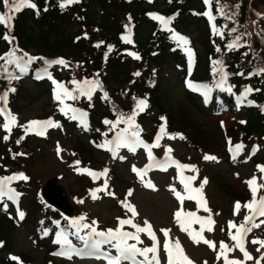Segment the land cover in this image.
<instances>
[{"label":"rangeland","instance_id":"rangeland-1","mask_svg":"<svg viewBox=\"0 0 264 264\" xmlns=\"http://www.w3.org/2000/svg\"><path fill=\"white\" fill-rule=\"evenodd\" d=\"M192 37H197L196 32H194ZM214 42L217 43V41ZM195 46L199 54H203L204 56V47L198 43H195ZM31 51L33 52V50ZM218 56L221 58L220 53H218ZM218 56L217 59H219ZM51 67H53V70L59 76V78L56 77L58 82L65 84L66 82L64 80H66L70 83L71 77L76 81H84L81 78H76L75 76L78 75L74 73H71L69 76L70 78L67 79L68 73L64 66L52 65ZM9 73H12V71H9ZM176 74L175 70L169 69H164L162 72V76L165 78V83L167 84L166 94L163 96L165 104L164 112L159 113L157 117H155L157 111L155 112V103H153L154 101L152 102L150 97L147 99L149 108L136 117V123L143 129L141 133L142 139L151 144L159 128L164 123L161 120V117H164L162 114L166 115L168 110H172L175 107H188L192 111L194 118L201 125L204 132L201 131L200 133L206 142L209 143L207 140H212V136L216 138L219 147H210L207 151L194 147L193 144H190L185 139L183 134V139L179 138V136L175 139H169L165 136L160 142L161 147L152 149L154 156L160 158L165 157V146H170L173 149L170 155L176 161H179L181 164L195 165L198 171L193 172L191 170H184L183 172L185 177L196 176V179L191 182V187L198 188L204 178H207L208 183L204 185L202 195L207 201L206 206L210 209V212H205L203 210V205H200L198 209L196 199L187 198L184 199L183 210L184 212H195L197 216L202 219L207 218L209 215L212 216L215 222L212 225L213 230L207 231L206 226L202 236L215 243V250L202 241L198 244L195 243L187 232L181 231L175 220L174 213L181 208V204L175 198L173 192L169 190V186L175 185L177 190L187 196L183 185L179 183L177 168L175 166H170L167 171H160L157 169L148 171L144 180L147 181L150 179L154 183L156 190L145 187L140 177H138L132 169L134 165L138 169H143L149 164L146 150L138 148L137 152L133 154L128 151L127 148H121L118 150L117 158L115 159L111 152L103 148H101V151H103L101 152L99 147L93 145V142H96L97 139L92 137L94 129L96 130L95 125H93L94 122L89 119V128L85 131L83 127L78 126L77 121L74 120L75 122L73 123L71 119L67 118L65 115L66 120L62 118V116H59L56 107L60 109L62 105L52 97L55 86L46 81L33 82L27 79L24 85H22L23 87L20 94L21 99H19V113L14 114L17 118V128H15L10 135L7 132L3 134V140L5 135L11 136V139L4 140L5 143L0 146V150L2 148L5 149L12 158L11 163H6V165L3 166V162L6 159L3 154H0V177L7 176L13 172L24 173L29 177L26 181L22 180L18 185L19 189L16 190L22 193L19 197V201L22 199L21 209L27 208L29 211H36V215L47 217V220L53 223V219H51L49 215L46 216L43 213L44 210L39 209L37 205L33 203V200H37V196H41L39 187L43 182L47 179H55L56 183L65 189L68 200L74 207L73 216L71 218H78L83 215L86 216L85 223H91V221L95 220L98 222L96 225L98 231L117 229L119 226L118 218L133 219L134 223L141 226H144V221L147 220L152 225V231L158 241V254L161 264H167V255L163 252L166 238L161 229L170 230L167 238L169 246L176 240H179L184 255L189 258L192 264H225L223 256H221L220 259L217 258L220 252L221 241H223L228 248L232 249V251H226L228 259L244 261L243 253L238 247H235V242L229 235L230 231L235 234L237 228L230 229L229 222H234L239 225L244 223V217L246 215H250L249 211L243 207V205L250 201L242 199L249 195V185L246 181L255 176L258 184H264V173H261L258 168V166H264V132H262L260 138L257 139L255 145L242 143L245 145L244 150L233 159L231 152L223 150L225 134H227L228 128L236 125L240 121L246 120V107L244 103L248 100L249 95L243 102H238L239 97H237V105L232 101L226 106L218 109H214L215 106L211 105V114L205 115L197 111L194 102L188 99L186 92L181 86L180 80L177 79V77L175 78ZM0 76L4 77L1 74ZM155 80L156 79L153 78L152 83ZM9 81L12 82L11 79H9ZM13 84L14 82H8L7 90L13 88ZM73 88H75V85H73L72 89ZM7 90H2L0 94H3ZM99 92L103 96V92L100 90ZM9 93L11 92L9 91ZM241 94L242 93L236 95ZM108 96L110 98V93H108ZM80 97L81 96H78L75 102L79 100ZM9 99L10 95L8 94V100ZM86 99L88 98H85V100ZM85 100H79L81 101V105H84ZM135 101L136 100H133L131 103L124 102V104H122L123 106L111 101L110 113L116 117L115 119H117V113L123 112L125 114H130L136 105ZM70 103V99L65 100V104L69 105ZM86 105L89 107V104ZM49 118L59 122L62 127H50L47 129L46 135L37 134L38 131L42 130L39 127L34 128L27 134L25 133V128L21 127V125H27L29 121H46ZM104 120L105 119L101 120L102 123ZM221 122H223V127L221 126ZM120 126L125 127L124 124ZM172 126L179 127V125L176 124ZM105 127L106 130L101 131L99 134L101 140L107 139L111 133L110 131L107 133V136H104L103 133L109 131V126ZM166 128V132L169 134H180L171 131L168 123H166ZM15 130L17 133L21 134L18 138H15L13 136L14 134H12ZM21 137H23L22 140ZM92 138L94 141H92ZM255 138L256 137H254L253 140ZM239 139L242 138H238L237 140ZM17 140H20L19 144ZM81 141L85 143L87 148H90L96 153V157L94 158H90L88 155L84 157L91 160L92 163L83 162L77 157L76 151L72 150L71 147H73V144L77 148V144H81ZM257 145L259 149L252 155L253 147ZM98 152H101L99 156L97 155ZM16 153H24L25 155H16L15 158H13ZM206 154L217 157V160H205L204 156ZM121 156L125 157V159H119ZM76 161L80 163L76 164ZM89 166L92 167L91 170L94 172H102L104 169H108L109 171L106 177L101 176L99 179L93 180L87 173L79 171V169H88L90 168ZM105 179H107L109 191L114 192L115 196L113 197L105 194V192H99L97 193L99 199L93 200L90 195V190L101 187ZM129 190H132L131 196L127 195ZM259 195H264V188L259 190L258 196ZM24 199H26L27 205H25ZM81 200L83 203L79 202ZM122 201H124L125 204L134 206L138 215L133 217L131 211H129L125 204L121 203ZM237 201L240 202L241 208L239 214L234 215V206ZM5 202L8 204L7 200H5ZM8 207H10L9 204ZM4 211L3 206L0 205V212ZM262 220H264V217H259L256 223H260ZM56 221H58V219H56ZM61 224L63 225L60 226L61 228L67 229L66 223ZM30 229V225L28 227L19 225L17 229H15L12 238L11 249L4 250V254L7 257L20 255L21 260L19 262L16 261V263H21L24 258L27 259L24 261V264H47L49 263V259L60 262L61 260L57 256L53 257L51 252H48L47 249L50 248L49 246L47 249L46 246H41L40 243L43 242V239H41L39 245H37L35 236L27 232V230L30 231ZM123 229L135 231V229L127 225L123 226L122 230ZM191 229L199 231L200 224L192 223ZM58 231H60V229H58ZM88 231L89 230L85 229L81 232V235H85ZM41 233L42 231L39 232V234ZM139 236L142 247H150V243H154L146 232L140 233ZM68 239L73 246L79 245V239L76 236L69 234ZM253 239H264V224H261L259 228H253L245 237V248L253 257V259L245 261V264H256V260L264 254V248H261L260 252L256 251L260 245L252 244L251 241ZM53 244L62 247L57 243H52L50 245L53 246ZM104 249L115 252V249H112L108 245H105ZM173 251L175 252V250ZM63 264L98 263L90 260H77L71 258L68 261H64ZM177 264H184V262L178 258ZM260 264H264V260H261Z\"/></svg>","mask_w":264,"mask_h":264},{"label":"trees","instance_id":"trees-1","mask_svg":"<svg viewBox=\"0 0 264 264\" xmlns=\"http://www.w3.org/2000/svg\"><path fill=\"white\" fill-rule=\"evenodd\" d=\"M34 3L39 9V15L31 8H24L15 14L11 30L0 25V56L11 51L15 43L22 53L37 56L34 64L29 67L30 75L37 62H41L47 56H56L68 62L69 73L86 77H92L94 74L99 76V81L102 82L104 90L110 93L111 99L109 96L108 99H103L100 94H96L88 103L89 108L86 107L96 127L92 134L94 138H98L100 132L106 130L107 125L101 120H110L114 117L110 113L111 101L123 106L124 102L131 103L134 97L148 93L155 103L157 111L155 117H157L165 109L163 96L166 94L167 84L162 76L163 70H175L177 73L175 78L180 81L184 78V72L180 70V68L184 69L185 64L183 54L178 48H174L170 37L161 32L148 17L149 12L159 11L177 15L174 19L175 29L189 38L192 46L195 47V43H198L204 47V56L197 50V65L193 77L203 80L210 77L213 66L212 54L215 52L211 40L216 31L210 29L204 18L202 0H151V2L150 0H80V3L66 9H61L60 0H34ZM221 6H226L224 11L232 16V19L220 15L217 9ZM212 9L217 27H223L226 31V38L219 43L218 52L221 54L220 60L223 61L230 82L238 88L240 84L250 81L261 88L255 95L260 105L256 108H247L245 123L238 122L228 128L227 134L234 140L242 138L239 140L245 142L252 141L254 137L259 139L264 132V111H261V106L264 104V75L260 78L247 79V70L252 66L264 68V0H220L219 4L213 3ZM0 12H5L2 2H0ZM129 17L134 24L132 38L136 49L121 41L122 35L127 31L125 25L130 23ZM233 27L237 29L235 33L230 32ZM194 32L196 38L192 37ZM7 34L15 38L11 44L3 39ZM238 35L241 36L242 46L228 50L225 43ZM108 46H112L111 52L108 51ZM106 51L108 54L105 56ZM130 51L139 53L141 59L137 60L128 55ZM240 71L244 75H240L238 73ZM137 72L140 73L139 76L134 75ZM153 78L156 80L152 83ZM24 83L23 80L15 81L13 84L16 91L12 94L11 105L15 112H19L20 109L19 99ZM0 86L8 87V80L2 77ZM185 92L188 99L194 102L197 111L210 115L209 106H204L188 91ZM166 115L169 129L183 134L194 147L203 150L219 147L214 136L211 137L212 140H207L209 143L201 136L200 132L204 131L188 107H175L168 110ZM2 123L0 117V124ZM173 124L179 127L172 126ZM12 134L15 138L20 135L16 130ZM2 135V127H0V146L6 141L3 140ZM77 145V148L74 144L72 147L77 157L83 162L92 163L84 157L88 155L94 158L96 153L87 148L82 141ZM3 152L6 150L2 148L0 154L6 159L3 162L4 166L6 163H11L12 158L7 152ZM100 154L101 152H98L97 155ZM24 203L27 205L26 199ZM33 203L39 209H43V213L49 215L51 219L61 218L59 212L45 205L39 196L37 200H33ZM23 211L25 216L20 222L15 219L12 209L0 212V264H19L4 254V250H10L12 247V238L18 223L26 227L30 225L29 232L34 234L37 240L48 237L44 239L47 243L41 244L47 247L50 245V236L41 237L39 234L45 226L50 225L48 218L36 215V211H29L27 208ZM26 260L24 258L21 264ZM51 264H63V262L52 261Z\"/></svg>","mask_w":264,"mask_h":264},{"label":"snow or ice","instance_id":"snow-or-ice-1","mask_svg":"<svg viewBox=\"0 0 264 264\" xmlns=\"http://www.w3.org/2000/svg\"><path fill=\"white\" fill-rule=\"evenodd\" d=\"M2 2L3 6L7 9V12H0V25H4L5 27L11 29L12 21L15 18V14L21 12L24 8H31L36 11L37 15H39V9L37 8V5L34 3V0H0ZM151 2V0H150ZM205 4L208 6V11L203 13V15L208 16L210 21L215 20V16L211 14L212 11V5L215 2L216 4H219L220 0H204ZM80 3V0H60V7L61 9H66L67 7ZM226 6H221L217 9V11L220 13V15L225 16L227 19H232V16L228 15L224 8ZM46 10V9H45ZM153 19L160 21L163 25V29L165 31H169L172 35L170 36V39H172L178 47L183 48L188 57H189V64L191 67L192 57L194 55L192 49L190 47H187L190 45V40L187 37H184L183 35L175 32L174 29L168 27V25L171 24L172 20L175 17H163L159 14H149ZM129 21L131 22V17H129ZM226 27V26H225ZM125 28L129 35L123 36L122 39L125 43H133V41L130 38L131 28L129 25H125ZM213 28L216 31V34L219 35L221 38L224 37V32L217 29L216 25L213 24ZM237 29L233 27L230 32L235 33ZM85 38H87V33H85ZM3 39L7 40L10 44L15 39L14 37H11L9 35H5ZM241 36H236L234 40L227 44L228 50H235L238 47H241L240 44ZM102 43V42H101ZM100 45L98 44L97 47ZM112 46H108V51L111 52ZM220 49L218 48L217 51ZM18 49L13 48L8 53H5L4 56H0V60H2L4 63L0 65V72L8 73V78L11 80L20 79L21 77L19 75H15L12 73H9V67L8 66H15L16 69L19 70L20 73H26L28 71V66L32 64L37 58L36 57H29L27 53H23V55L17 56ZM128 55L132 56L134 59H141L139 53L137 52H128ZM25 57H28L25 59ZM42 59V58H41ZM214 64L220 65L219 69H214V71H217L220 74V82L216 85V87H220L222 90L223 85L227 80L228 74L224 71L223 67V61L222 60H216L213 61ZM45 64L48 67H51L52 65H61L64 67L68 66V62H66L63 58L52 60V61H45ZM240 75H244V73H239ZM258 74H264V68L257 69L255 73H252V75H258ZM134 75L139 76L140 73L137 72ZM47 78L52 81L53 85L55 86L53 89V98L55 101H57L62 107L60 108V111L63 115H65L67 118L71 120H75L78 122V126L83 127L85 131L88 130V120L87 116L88 113L86 111L77 109L73 107L72 105L65 104L66 99L70 100H76L78 96H86L89 100H91L93 93L96 90H100L103 92V99H108V93L106 91H103V85L102 82L98 79L93 80H87L84 81H71L72 84L75 85V88L69 89L65 86L64 83L56 81L51 73L47 71V67L43 70V73L37 72L35 79L40 80ZM186 87H188L190 90L199 92L202 97L204 98V102L207 104L211 99V93L213 91V87L208 84H193L190 81H186ZM229 93L232 92V88L228 87L226 89ZM10 92H15L16 89L10 88L9 90L5 91L3 94H0V117H3L4 123L0 124V127H3L6 132L11 133L12 126H15L17 123L16 116L10 111L8 108V94ZM253 91H259V89H253L251 87L245 88L244 92L241 94V96L238 98V102H243L247 99V96L252 93ZM78 94V95H77ZM136 105L133 108V111L130 114H125L123 112L117 113V119L116 120H108L105 119L103 123L107 126H109V131L114 132V137L112 139L105 140L103 144L96 145L97 147L104 148L105 150L112 153L113 158H117L118 150L121 148H127L128 151L135 154L137 152L138 148H143L146 150V154L149 159V164H147L143 169H138L136 166H133V172H135L138 177H140L141 182L145 184V187L151 188L153 190H156V187L154 183L149 179L147 181L144 180V177L147 175L148 171L157 169L160 171H167L168 167L175 166L178 170L177 176L179 183L183 185V188L185 190V193H187V196L183 195L175 185H170L169 190L173 192L175 198L180 202L181 208L178 209L174 213V217L176 222L178 223L181 231L187 232L188 235L191 237V239L195 243H200L201 241L204 244L209 245L210 247L215 250V243L212 241H209L205 239L202 236V233L205 231L207 226V231H212V225L215 223L212 219V216L209 215L207 218L202 219L195 212H184L183 210V202L184 199H196L198 204V209L200 205H203V210L205 212H210V209L207 208L206 204L207 201L202 195V190L204 188V185L208 183L207 178H204V180L201 182L200 186L198 188L191 187V182L196 179V176H189L185 177L183 175L184 170H191L193 172L198 171L196 169L195 165H187V164H181L179 161H176L173 157H171V152L173 149L170 146H165V157L163 160H158L153 152V148H159L161 147V140L167 136L169 139H175L177 136L179 138L183 139L182 134H169L166 132V118L161 117V120L164 122L161 127L158 130L157 135L154 137V140L151 144L144 141L141 137V133L143 129L140 127L138 123H136V117L146 111L149 108V103L146 98H136ZM249 105L254 104V101H248ZM241 123H245V121H241ZM121 124H124L125 127L120 128L119 126ZM221 126L223 127V122H221ZM21 127L25 128V133L32 131L34 128L39 127L42 129L41 131H38V135H46V131L50 127H62L59 122L53 121L51 118H49L46 121H29L27 125H21ZM9 135L4 136V140L9 139ZM104 136H107V132L103 133ZM23 137H21V140ZM17 143H20V140H17ZM231 140H229V144L231 145ZM245 148V145L242 143L236 144L234 146H231L229 148V151L233 155V159L236 158V156L241 153ZM259 149V146H254L252 150V155L255 154V152ZM59 150V149H58ZM16 155H25L24 153H16L14 154L13 158H15ZM250 158V157H249ZM119 159L123 160L125 157H119ZM205 160H212L216 161L217 157L212 155H205ZM76 164H79V161L75 162ZM261 173H264V166H258ZM79 171L87 173L90 175L93 180L99 179L101 176L106 177L108 173V169H104L102 172H94L90 169L84 168L79 169ZM20 179V180H28L29 177H27L24 173H14L10 176H2L0 177V205L3 206L4 210H7L8 204L5 202L11 201L13 203L18 204L19 197L22 195V193H19L16 191L15 188L11 187V184L13 181ZM246 183L249 185L250 190L252 192L253 199L252 201L248 202L247 204L243 205L245 209H247L250 213V215H246L244 217V223L242 224H235L234 222H229V228H237V232L233 234L231 231L229 233L230 238L233 241H236L235 247H238L239 250L243 253L244 261L235 260V259H228L226 255V251H232L231 248H228V246L221 241L220 242V252L218 253V259H220L221 256L224 257L225 264H245V261L253 259L251 253L246 250L245 248V237L246 235L253 230V228H259L261 224H264V220H262L260 223H256V220L259 217H264V195H259L258 192L261 188H264V184H258L257 178L254 176L250 180L246 181ZM99 192H105V194L110 196H115L114 192L109 191V186L107 179H105L103 185L101 187L95 188L90 190V195L93 200L99 199V196L97 193ZM195 194V195H193ZM128 196L132 195V190H129ZM80 203H83V201H79ZM122 204H125L124 201L121 202ZM125 206L131 211L132 216L135 217L138 215V213L135 210V207L131 204H125ZM235 214H239V210L241 208V204L239 201L236 202L235 206ZM17 215L22 220L25 216V213L17 207ZM183 217V218H182ZM64 219L68 222L67 229L60 227V221H53L54 224H56L57 228L60 229V231L56 234V240L54 243L60 244L62 246L61 251L53 253V255H64L67 256L69 259L73 254L76 255H95L96 258H103L107 260V264H122V262H129V264H161L160 257H159V248H158V241L157 238L152 231V225L145 220L144 226L137 225L133 222V219H119L118 218V224L119 227L117 229H108L107 231H98L97 230V221L93 220L91 223H85L86 216H80L78 218H70V217H64ZM43 224V221H41ZM192 223H198L200 224L199 231H194L191 229ZM125 225H129L131 228L135 229L134 232L129 231H123L122 228ZM250 225V226H249ZM85 229L89 230L85 235H81V232H83ZM74 230V231H71ZM49 229H45L44 235H48ZM161 231L164 233V236L166 238L163 252L167 255V264H177V259H181L184 264H192V262L189 260V258L184 255L181 244L179 240H176L171 246H169L168 243V235L170 230L169 229H161ZM146 232L149 237L154 241L152 247H146V248H139L137 247L138 243H141L140 241V233ZM74 235L79 240L84 242L85 249H91V252L86 253L83 249L77 250L72 244L71 241L68 239V235ZM129 240L136 241V243H128ZM252 244H258L260 247L256 249L257 252H260L261 248H264V239H253L251 241ZM108 245L112 249H115L116 255H112L110 251H107L104 249V246ZM175 250V252L173 251ZM149 254H152L149 256ZM137 257H143V260H138ZM13 260H18L17 257L13 256L11 257ZM261 260H264V254L261 255V257L256 260V264H260Z\"/></svg>","mask_w":264,"mask_h":264},{"label":"water","instance_id":"water-1","mask_svg":"<svg viewBox=\"0 0 264 264\" xmlns=\"http://www.w3.org/2000/svg\"><path fill=\"white\" fill-rule=\"evenodd\" d=\"M40 191L42 197L50 206L57 207L67 216L71 215L73 209L69 203L66 191L62 186L56 183L55 179H47L43 183Z\"/></svg>","mask_w":264,"mask_h":264}]
</instances>
